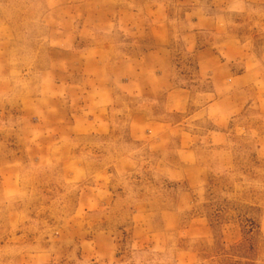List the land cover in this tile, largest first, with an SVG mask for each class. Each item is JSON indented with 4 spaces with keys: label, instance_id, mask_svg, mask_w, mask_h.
I'll return each mask as SVG.
<instances>
[{
    "label": "rangeland",
    "instance_id": "374dc122",
    "mask_svg": "<svg viewBox=\"0 0 264 264\" xmlns=\"http://www.w3.org/2000/svg\"><path fill=\"white\" fill-rule=\"evenodd\" d=\"M233 261L264 264V0H0V264Z\"/></svg>",
    "mask_w": 264,
    "mask_h": 264
},
{
    "label": "trees",
    "instance_id": "16d2710c",
    "mask_svg": "<svg viewBox=\"0 0 264 264\" xmlns=\"http://www.w3.org/2000/svg\"><path fill=\"white\" fill-rule=\"evenodd\" d=\"M259 226L257 224V222L250 218V219H246V224L244 227V233L246 235H254L256 233V231L258 230ZM235 250L237 252H244V253H251L254 250V247L251 243L247 244L245 242H241L238 245L235 246ZM234 255H236L234 253ZM244 259H250L249 256H242ZM228 264H252V262H244L242 263L241 261H233V263L228 262Z\"/></svg>",
    "mask_w": 264,
    "mask_h": 264
}]
</instances>
